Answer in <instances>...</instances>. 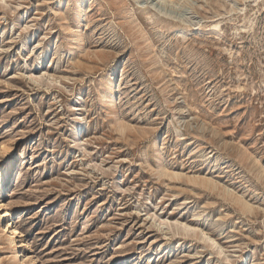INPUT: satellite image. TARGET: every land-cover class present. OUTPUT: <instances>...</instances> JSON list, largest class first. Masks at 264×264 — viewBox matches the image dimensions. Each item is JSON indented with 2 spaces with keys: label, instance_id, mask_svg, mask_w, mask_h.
I'll return each mask as SVG.
<instances>
[{
  "label": "rangeland",
  "instance_id": "rangeland-1",
  "mask_svg": "<svg viewBox=\"0 0 264 264\" xmlns=\"http://www.w3.org/2000/svg\"><path fill=\"white\" fill-rule=\"evenodd\" d=\"M0 176V264H264V0H0Z\"/></svg>",
  "mask_w": 264,
  "mask_h": 264
},
{
  "label": "bare ground",
  "instance_id": "bare-ground-1",
  "mask_svg": "<svg viewBox=\"0 0 264 264\" xmlns=\"http://www.w3.org/2000/svg\"><path fill=\"white\" fill-rule=\"evenodd\" d=\"M163 1V3H164V5L165 6H167V5H171V6H174V5H176V3H178V2H181V0H175V1H172V0H162ZM6 182H7V178H4V179H2V177L0 176V187L1 186H3V185H5L6 184ZM186 230H193L192 228H190V227H184ZM16 231L17 230H14V232L16 233ZM204 235V237L206 238V239H208V240H212L211 238H210V236H208L207 234H205V233H203ZM20 253V252H19ZM19 253H17V258L19 257ZM228 260V259H227Z\"/></svg>",
  "mask_w": 264,
  "mask_h": 264
}]
</instances>
